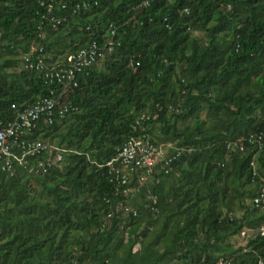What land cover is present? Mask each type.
Returning <instances> with one entry per match:
<instances>
[{"label": "trees", "instance_id": "trees-1", "mask_svg": "<svg viewBox=\"0 0 264 264\" xmlns=\"http://www.w3.org/2000/svg\"><path fill=\"white\" fill-rule=\"evenodd\" d=\"M42 1L51 0H0V127L51 89L18 54L37 42L49 65L65 62L93 40L105 45L110 25L117 42L70 93L78 109L32 136L62 159L39 174L0 170V264H258L264 207L250 200L264 185V142L228 145L264 136V0H77L92 5L56 8L67 18L58 29ZM146 112L159 115L135 132ZM142 133L183 152L159 182L124 195L105 164ZM244 230L246 245L234 248Z\"/></svg>", "mask_w": 264, "mask_h": 264}, {"label": "built area", "instance_id": "built-area-1", "mask_svg": "<svg viewBox=\"0 0 264 264\" xmlns=\"http://www.w3.org/2000/svg\"><path fill=\"white\" fill-rule=\"evenodd\" d=\"M152 1L154 0H145L144 5H150ZM70 3L66 0H51L47 4L46 1H42L49 14L44 17L52 23L54 29H58L67 19L56 16L54 14L56 8L70 9L72 14H76L89 9L92 5L91 2L77 0ZM117 34L118 28L110 25V34L105 40V45L102 46L98 40H93L76 52L68 54L65 62H55L53 65L47 63V55L41 43L36 42L23 55L24 68L42 72L44 80L51 89L48 95L29 105L25 110L19 111L14 118L0 127V170L14 174L19 168L25 167L30 172L39 174L48 171L62 159L57 146L48 140L36 139L32 136L41 121L53 124L56 118H64L71 111L78 109L70 101V93L79 87L81 76L88 74L107 50L112 51L117 42ZM39 37L44 38V33L40 32ZM131 65L134 66L133 63ZM158 115V113L153 115L146 112L138 116L134 123L135 132L139 129L144 130L143 123L157 118ZM263 142V134H250L246 138L230 142L228 147L234 151H245L248 145L262 148ZM52 150L58 152L55 157L42 159L44 154ZM182 152L183 148L177 147L174 143L156 144L146 133L133 134L117 149L116 154L106 162L105 166L110 181L121 189L124 195H130L135 190V185H143L150 180L159 182L156 178L159 170L169 166ZM252 165L255 166V163L252 162ZM250 201L256 208L264 207V185ZM120 208L125 213L137 214V211L125 201L120 203ZM241 234L249 237L252 233L244 230ZM261 234L264 235V229ZM258 264H264V256L260 257Z\"/></svg>", "mask_w": 264, "mask_h": 264}, {"label": "rangeland", "instance_id": "rangeland-1", "mask_svg": "<svg viewBox=\"0 0 264 264\" xmlns=\"http://www.w3.org/2000/svg\"><path fill=\"white\" fill-rule=\"evenodd\" d=\"M68 32H69V30L68 31H66V32H64V34H65V36H67V34H68ZM193 36L194 37H196V38H199L200 40H203L204 42H206L207 41V38H206V33L205 32H203V31H195V32H193ZM65 42H67V43H70L71 42V37H66V39L64 40ZM23 57V54L22 53H20V54H18V56H17V58L18 59H21ZM48 57H49V59L52 57L50 54L49 55H47V59H48ZM23 68V66L20 64L19 66H17V68H13V69H10L9 70V72H20V70ZM178 74L179 75H181V70H178ZM201 116L202 117H205V112H202L201 113ZM185 123L184 122H180L179 123V125L180 126H183ZM67 131V127H65V129H64V132H66ZM60 141V137H56L55 139H54V142H59ZM148 195H149V193H147ZM148 195H147V197H148ZM139 198H141V197H143V194L142 195H139L138 196ZM134 198V197H133ZM133 200V199H132ZM127 235V234H126ZM247 238L248 237H245L244 235H242V234H239V235H236V236H233L232 238H230L229 239V243L234 247V248H239V247H241V246H244V245H246V243H247ZM139 248V245H137L136 247H135V250H137ZM174 264H180V263H178V261L177 262H175ZM182 264V263H181Z\"/></svg>", "mask_w": 264, "mask_h": 264}]
</instances>
